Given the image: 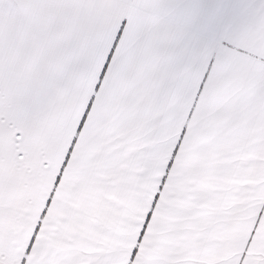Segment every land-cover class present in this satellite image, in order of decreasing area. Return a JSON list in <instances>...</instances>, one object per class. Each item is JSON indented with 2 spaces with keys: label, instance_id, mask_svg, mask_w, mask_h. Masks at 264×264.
I'll return each mask as SVG.
<instances>
[{
  "label": "snow or ice",
  "instance_id": "obj_1",
  "mask_svg": "<svg viewBox=\"0 0 264 264\" xmlns=\"http://www.w3.org/2000/svg\"><path fill=\"white\" fill-rule=\"evenodd\" d=\"M0 264H264V0H0Z\"/></svg>",
  "mask_w": 264,
  "mask_h": 264
}]
</instances>
